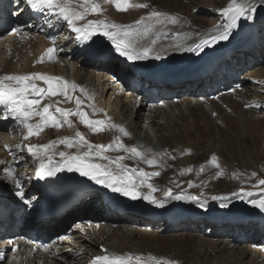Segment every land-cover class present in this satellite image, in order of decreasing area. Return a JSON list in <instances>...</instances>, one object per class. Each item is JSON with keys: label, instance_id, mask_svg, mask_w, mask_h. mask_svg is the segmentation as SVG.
<instances>
[{"label": "bare ground", "instance_id": "bare-ground-1", "mask_svg": "<svg viewBox=\"0 0 264 264\" xmlns=\"http://www.w3.org/2000/svg\"><path fill=\"white\" fill-rule=\"evenodd\" d=\"M93 2L99 5L100 11L86 14L85 19L77 22L79 26L91 20L135 26L134 22L142 17L145 19L141 27L149 26L155 23L154 18L147 19L154 11L177 18L178 22L175 25L158 26L161 29V36L156 47L161 48L175 43L194 44L200 37L212 34L217 25L227 23V18L221 14V10L231 0H129L132 5L147 4L148 7H130L127 11L117 10L111 0ZM236 2L239 3L240 0ZM254 2L262 5L257 7L254 19L241 18L238 23L241 27L233 30L228 41L207 48L199 55L181 53L168 47L166 52L161 53L162 59L149 58L138 63L143 71L152 69L181 73L183 76L181 78L185 79L193 72L202 70V65H206L207 61L223 58L225 50L234 48V52L237 53V48H245L241 37L244 36V26L247 25L256 26L259 41L264 48V0ZM83 3L84 0H73L72 7L82 11L79 5ZM7 11L12 15V18L8 19L13 21L14 27L8 35L0 37V77L39 73L66 80L69 84L74 83L77 88L72 92V96L83 98L81 109L88 114V118L105 121L104 130L94 132L91 128L86 129V125L78 124L79 117L72 115L68 117L71 126L64 122L60 128L45 126L39 135H33L27 141L23 139L27 129L22 125L16 122L10 125L0 124V161L4 162L0 164V169L7 166L15 169L23 187L26 185L23 189L25 196L34 193L33 185L36 181L32 180V174L38 167V162L27 153V145H45L64 138L78 139L77 133L83 135L94 146H107L111 142L114 145L115 138L119 136L126 147H137L145 152L146 157L151 155L161 158L170 163L171 167H158V164L149 166L140 158L125 159L121 162L130 168H136L137 171L143 168L147 172L159 173L149 182L158 189L154 196L163 200L165 207H158L142 198L136 201L128 199L129 204L136 205L150 212L152 217L159 218V224L127 212L109 213L105 207L98 204L96 192L93 190L80 206L73 207L61 222L47 225L46 222H42L40 225L32 224L25 227L36 232L45 230L51 233L54 236L51 247L40 248L30 244L22 236L24 230L14 237H11L10 233L3 234L0 237V264H94V258L98 256L107 255L111 258L128 254L132 256L129 264H155L149 257H155L157 260L163 258L174 264H264V235L250 237L233 232L232 221L219 223L216 219L208 222V218L215 219V214L236 213L248 215L250 222L257 228L259 221L264 218V212L250 203L252 200L264 199V185H259V180L243 191L253 192L252 197L236 196L241 199L242 205L237 204L236 198L231 195L234 192L227 191L230 185L225 182L226 179L235 178L237 175L245 173L247 175L249 171L255 173L257 178L261 176V165L254 144L264 137V55L256 56L253 47H249L245 55L253 52L250 55L251 67L257 68L253 72L251 67L244 68L245 71L242 73L239 72L242 65L247 66L249 62H243L236 57L237 61L233 59L235 55H232L228 60V66L234 69L235 75L233 70L219 68L220 77L213 78L212 81L220 84V87L212 99H209V84L208 88L204 89L207 77H201L199 81L203 83L198 82L194 87L191 85L192 81L185 79L176 86H164L166 89L164 93H158L154 97H142L139 100V93L145 91L142 86L147 82L141 83L138 89H135L130 85L132 82L125 77L129 73L125 66L121 67L117 61L104 63L98 58L90 59L94 50L88 56L80 55L78 49L74 47L75 40L64 43L62 50L52 55L51 60L55 59V63H49L47 50L53 46L45 39L44 34L40 33V29L23 30L28 23L14 17L18 15L15 0H9ZM258 25L262 27L261 31L257 30ZM17 28L21 31L17 32ZM70 37L72 38V35ZM155 38V34H150L144 43ZM94 39L97 44L106 45L110 52L116 54L106 38L96 36ZM42 53L46 54L43 62L38 59ZM60 57L67 63L63 64L58 59ZM70 65L73 68H70ZM222 70L226 75L223 76ZM36 83L44 86L42 81ZM170 91L179 96L177 102L173 103L167 98L166 94ZM88 95L96 97L88 99ZM154 98H158L159 101L155 103ZM43 104H50L52 106L50 110L53 112L57 107L76 108L75 99L66 102L63 97H46L41 107ZM210 114L214 116L215 122L207 125ZM38 120V117L34 118L30 123L35 124ZM112 124L124 127L130 136L124 137L117 128L111 127ZM247 139L252 143L251 150L235 149L236 143H243ZM5 145L8 147L5 148ZM18 145L21 147L18 148ZM8 149L15 153L17 159L14 160ZM261 149L260 153L264 155V150ZM53 150L70 153L77 151L75 147L69 149L64 144L56 145ZM83 150L86 149H81ZM203 153L205 157H209L207 161L205 159L206 168L209 170L216 167L212 163V156L217 158L216 164L219 165L216 167L217 175L223 176L220 179L225 182L223 185H216L213 193L203 191L199 194L189 187L191 181L187 177L192 171L188 172L187 169L193 170V165ZM103 154L113 159L122 155L130 156V153L115 150L105 151ZM99 162L108 163L107 160ZM5 175L0 171V195L12 197L24 206L25 203L14 195L16 191L14 184L11 180H5ZM169 189L172 190L173 196L180 194L185 198L175 200L168 197L166 193ZM139 191L147 194L148 189L142 187ZM214 193L218 196H228L229 206L220 207V201L211 199ZM20 211L22 213L24 208L21 207ZM168 217L173 221L168 222ZM190 217L196 219L191 221ZM11 221L13 224L12 216ZM74 221L79 225L75 224L72 227ZM208 224L212 227V234L204 237L203 233L206 230L204 228ZM79 227L86 232L79 233L77 231ZM13 230L14 227L11 226L10 231ZM9 238L13 239L15 244L9 246L7 243ZM14 247L17 249L15 252ZM137 256L142 259L137 261L135 259Z\"/></svg>", "mask_w": 264, "mask_h": 264}, {"label": "snow or ice", "instance_id": "snow-or-ice-1", "mask_svg": "<svg viewBox=\"0 0 264 264\" xmlns=\"http://www.w3.org/2000/svg\"><path fill=\"white\" fill-rule=\"evenodd\" d=\"M115 4V7L119 11H127L130 7L147 8V4H135L129 3V0H111ZM17 4L18 12L21 4H26L33 11L46 13V23L49 26L52 25L51 20L47 19V16H54L56 20L63 21L67 24L71 32L76 34V40L89 43L94 42L93 38L101 36L106 38L110 42L111 48L120 57L126 59L129 63H137L140 61L154 58L156 60L162 59V52H166L168 47L173 48L181 53L190 52L199 55L207 48H213L222 41H228L233 33L234 29L238 28V21L241 18L246 20L254 19V14L257 7L262 6L254 0H240L239 3L236 0L231 2L221 10V14L227 18V23L217 25L212 34L204 35L199 38L197 43L194 44H182L175 43L167 45L166 47L157 48L156 45L161 36V29L158 26L167 27V25H175L178 20L175 17H171L168 14L154 11L150 13L147 19H155V23L149 26H143L145 18H141L135 21L133 25H118L115 23H107L101 20H91L87 24L77 26V22L83 20L88 13H98L100 11L99 5L95 4L93 0H84V3L79 5L82 11H77L72 7L73 0H15ZM150 34H155L156 38L151 39L150 42L144 43ZM175 35H179L175 33ZM165 39L167 34H164ZM54 39V38H53ZM55 48H49L47 50L48 58L51 60ZM43 62V58H41ZM36 81H42L44 86H40ZM77 88L76 84H69L68 81L62 80L57 77H49L43 74H30V75H6L0 77V118L11 119L18 125H22L27 129V135L23 136V139L27 141L33 135H39V132L43 130L45 126L53 128H60L62 122L68 123L71 126V122L68 120L69 116L76 115L82 124L91 128L94 132L103 131L105 128L104 120H92L88 118V114L81 109L82 100L79 97H73L72 92ZM46 97H63L66 102H71L75 99L76 108L66 109L57 107L55 112L51 111L50 104H43L42 101ZM39 118L38 122L30 123L34 118ZM111 127L117 128L124 137H129L130 133L122 126L112 124ZM77 138H64L59 141H54L45 145H27V153L38 162V167L35 170V178L38 180H45L57 176L61 172H75L81 177L87 178L105 189L110 190L113 193H119L125 197L136 200L139 198L148 201L158 207H165V202L161 199H157L154 193L158 189L149 182L152 177L158 176V172H147L143 168L137 171L136 168H130L127 165L121 163L125 159L140 158L145 160L147 165L155 166L157 161L153 158H147L145 152L140 151L137 147H126L121 138L117 136L113 144L105 145H92L83 135L77 133ZM58 144H64L67 148L71 149L75 147L77 151L70 153L66 151L56 152L53 149ZM8 146L5 145V148ZM18 148L21 146L18 145ZM81 149H86L81 151ZM10 154L13 155L14 160L17 159L15 153L11 149H8ZM23 150V149H21ZM123 151L124 153H130V156H118L112 158L104 155L105 151ZM212 163L216 164V157L212 156ZM107 160V164L100 163L99 161ZM4 163L0 161V164ZM114 165V167H113ZM5 173V180H11L14 184L16 191L14 195L20 199L23 203L31 205V201L25 196V192L22 190L23 185L19 176L16 174L15 169L7 166L0 169ZM191 172L192 169H187ZM255 175V173H253ZM30 179V178H29ZM259 185H264V179L259 180ZM192 183L189 182V187H192ZM146 187L148 189L147 194H142L139 189ZM166 195L175 200H182L185 197L177 194L173 196L172 190L169 189ZM234 195L252 197L253 192L235 193ZM195 199V198H193ZM212 200L220 201L219 206L222 208L228 207V196H212ZM250 203L264 212V199L252 200ZM17 249L14 247L13 251ZM137 261H140L142 257H135ZM150 260H154L155 264H174L172 261L164 260L160 258L157 260L155 257H149ZM132 260L131 254L109 257L107 255L98 256L94 258V264H129Z\"/></svg>", "mask_w": 264, "mask_h": 264}, {"label": "rangeland", "instance_id": "rangeland-1", "mask_svg": "<svg viewBox=\"0 0 264 264\" xmlns=\"http://www.w3.org/2000/svg\"><path fill=\"white\" fill-rule=\"evenodd\" d=\"M79 9V8H78ZM12 16V15H11ZM86 17H84L85 19ZM243 24H250L248 22H243ZM260 26V25H258ZM260 29V28H259ZM259 31V30H258ZM56 40V39H54ZM49 42V41H48ZM50 43V42H49ZM51 45V43H50ZM50 48V47H48ZM60 49H57V51H59ZM46 55V54H45ZM45 58V57H44ZM61 58V59H60ZM58 59H60V61L64 64L65 62L67 63V61H65L62 57H60ZM61 63V64H62ZM65 63V64H66ZM71 68H73L72 65H70ZM263 67H264V64H263ZM257 67L253 66L251 67V71H255ZM72 71V70H71ZM262 85V84H261ZM264 86V85H263ZM263 88V87H262ZM264 95V94H263ZM81 99V98H80ZM175 103V102H174ZM94 116V115H92ZM214 116H212L210 114L209 118H208V121L206 122L207 125H210L211 123L215 122V118H213ZM79 121L78 120V124H79ZM88 128V127H87ZM262 136V135H261ZM264 137H261L260 138V141L256 144H254V148L255 151L257 150V156L259 158V163H260V172H261V176L259 178H257L255 175H253V173H251V171H249L250 175L247 174H242V175H237L235 176V178H232V179H226L225 182L230 185V188L227 190V191H232L234 192L233 194H231L232 196H234V198H236V201H237V204L239 205H242V201L240 198H237L236 196L238 195H234L235 193H240L241 191H244L246 190L247 188H250L252 187L256 182H258V180H261V179H264V155L261 152V148H263L264 150ZM262 141V142H261ZM246 142V143H245ZM248 143V144H247ZM251 142L248 141V139L246 141H244L243 143L242 142H239V143H236L235 144V149L237 150H241V151H244V150H251L252 149V143L250 144ZM260 143V144H259ZM112 144V143H110ZM259 144V145H258ZM237 145V146H236ZM249 145V146H248ZM246 148H245V147ZM253 149V150H254ZM259 151V152H258ZM263 152V151H262ZM205 153H203L200 157V159L193 165V170H192V173L188 178L189 181H191L192 183V189L195 191V193H201L203 191H208V192H214V189L216 188V185H223L225 184V182H223L220 178H223V176H218L217 175V169L218 168H212L209 170V168H206V165H205V159L206 161L208 160L209 157H205L204 156ZM131 155V154H130ZM147 158H153V156L151 155H147ZM157 161L156 164H158V167L160 166H165V167H171L170 163H167L165 160L161 159V158H158V157H154ZM139 159V158H137ZM264 192V190H263ZM213 196H218V194L214 193ZM217 207V206H216ZM254 208V207H253ZM252 208V209H253ZM217 210H220V209H217ZM76 223H78L77 221H74ZM72 222V224L74 223ZM72 227H74L75 225H72ZM76 225H79L76 224ZM89 226V225H88ZM79 229H81L79 227ZM204 229L205 230V233L204 234V237H208V235L212 234V228L211 227H205ZM77 231H78V228H77ZM207 234V235H206ZM3 264V263H2Z\"/></svg>", "mask_w": 264, "mask_h": 264}]
</instances>
